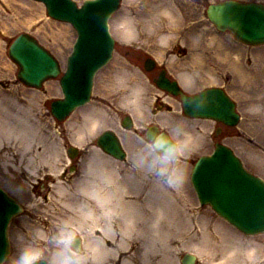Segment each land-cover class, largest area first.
Returning a JSON list of instances; mask_svg holds the SVG:
<instances>
[{"label": "rangeland", "instance_id": "rangeland-1", "mask_svg": "<svg viewBox=\"0 0 264 264\" xmlns=\"http://www.w3.org/2000/svg\"><path fill=\"white\" fill-rule=\"evenodd\" d=\"M75 1L78 5L83 2V0ZM157 1L158 4L167 2L169 5L170 3L176 11V17L173 20L168 23L163 22L165 25H169L172 31L162 30L164 33H161L162 31L153 29L152 33L154 34H152L149 45L142 32V35L133 36L123 34L119 29L122 16L128 12L132 16L140 18L143 11L138 13L139 0H122L120 9L109 21L110 33L115 40L113 57L106 67L96 74L90 103L75 110L66 121L58 123L49 111L50 102L61 97L57 78L47 81L40 90L22 85L16 78L18 68L8 56V47L15 36L27 32L48 49L64 68L76 33L69 24L48 18L43 4L39 2L33 0H0V102H2V98L7 97L10 101L19 104L20 107H28L33 121L38 124L42 134L41 139H43L41 144L36 145L37 149H28L22 152L19 149L20 144L13 139H7L1 133L0 128L2 144L0 145V187L14 196L24 208L22 215L13 219L9 225L10 254L3 264H16L20 252L28 245L41 250L42 256H45L46 260L52 261L56 252L55 245L40 239L38 233L46 232L50 236L57 231L58 226L65 222L71 228L77 229L78 235L81 237L87 234L85 232L86 215H81V212L69 211L62 203V199L67 200L68 197L59 196L54 185L59 183L66 189L71 188L69 189L71 192H77L76 197L82 196L83 192L75 190L76 188L70 182L63 181L60 183L58 179L61 171L69 168L70 159L66 149L69 146L76 147L73 143L74 128L76 124L85 119V114L92 109L103 111L105 125L101 126L94 135H88L89 140L85 146H77L80 154L82 148H86L88 151L89 148L99 151L96 148L95 139L103 130L111 129L118 132L117 129H119L120 133L125 132L132 137L129 145H125L128 152V165L129 162L132 163L142 157L145 161H151L150 163L156 159L155 154L148 151L143 135L149 125L160 127L163 122L168 121L170 126L175 127L181 134L186 129H190L197 143L179 163L183 175L180 188L183 193L188 195L185 196L186 199L187 197L193 199V202L192 200L189 201L187 212H189V216L192 215L193 217L203 215L211 228L221 226L228 232L233 231L236 234L235 230L218 217L209 206L199 205L190 185L189 176L197 158L209 154L213 150L214 143L219 142L231 148L249 172L264 179V131H257L254 128L256 121L264 120V111L250 117L253 111L248 112L249 105L245 107L243 100L246 89L239 87L242 77L249 81L250 74H258L259 71L264 73V45L248 46L241 44L229 33H221L214 28L206 17V9L208 5L224 0ZM238 1L264 4V0ZM168 33L172 35V39L169 43L167 42L164 49L165 54L161 56L162 47H154V44L156 46L159 35ZM195 37H198V40H193ZM197 43H199V47ZM191 52L194 54L192 57ZM147 58L154 59L174 79L178 71L189 69L191 64H196L195 67H197L194 71L197 74V79L192 81L189 91L186 92L188 94L195 93L210 86L223 87L235 101L237 112L240 114L241 119L237 126L229 128L213 121L185 119L178 98L165 95L153 83L158 71L152 70L147 73L144 70V60ZM124 67L130 73V78L128 77L126 81L127 87L130 88L136 84L146 88L142 106L144 114L139 117L132 115L126 109L127 102L125 104L121 102L123 96L128 94L129 88H126L124 93L123 90L125 89L121 90L124 85L118 88L119 85H117L115 78H117V72L120 68ZM258 81L260 87H255V90L261 91V87L264 86V78L260 77ZM253 97L255 98V96ZM155 98L170 106L171 110L164 106L160 112L152 115V109L158 105ZM15 102L12 105L13 111L16 108ZM247 103H254V101ZM4 114L2 106H0V115ZM125 115H129L133 119L135 130L127 131L121 128L120 122ZM181 120L186 121L188 126L182 125ZM0 124H2L1 119ZM218 127L221 129L216 135L215 130ZM131 147L135 148L131 149ZM99 153L101 154V152ZM87 156L88 154L80 159V164L78 163L79 172L76 175L82 172ZM30 157L34 159L33 164L27 161ZM128 168L132 169L130 166ZM152 172V176H155V172ZM46 176L52 180L50 188L53 191H47L46 194L44 190L40 191L41 188L36 192L32 191V182L37 177ZM80 199L84 200L82 197ZM65 217L70 218V220H66ZM200 228L187 225L183 232L178 233L179 237L174 246L175 258L172 264H179L184 252L195 253L198 256L197 264H208V257L201 259L202 253L205 252L204 249L194 246V242L200 241L197 239L202 234ZM242 238V243L245 244H247L245 239L253 244L264 241V235ZM211 242L214 244L213 238ZM196 249L199 250L197 251L198 254ZM82 255L86 258L88 256L85 250ZM153 257L156 258L155 255ZM86 263L88 264L87 259Z\"/></svg>", "mask_w": 264, "mask_h": 264}, {"label": "water", "instance_id": "water-1", "mask_svg": "<svg viewBox=\"0 0 264 264\" xmlns=\"http://www.w3.org/2000/svg\"><path fill=\"white\" fill-rule=\"evenodd\" d=\"M38 1L45 5L49 16L70 22L78 33L66 73L60 80L64 98L51 106L52 114L63 120L89 100L95 72L111 57L113 40L106 23L119 0H86L80 9L71 0ZM206 14L219 31L230 32L238 41L248 45L264 44V5L227 0L210 5ZM9 56L19 67L18 79L29 86L39 88L44 80L59 73L55 59L27 34L14 40ZM145 66L150 70L152 61L147 60ZM156 83L159 88L181 96L188 116L212 118L231 126L239 119L234 103L222 89L210 88L185 96L164 72ZM122 126L129 129L132 121L125 117ZM157 131L156 127H150L146 138ZM97 144L119 159L125 156L119 139L111 131L102 133ZM191 183L201 205L209 204L219 216L244 233L264 232V181L249 174L229 148L217 144L210 156L201 157L193 168ZM21 210L0 188V264L9 255L8 223ZM193 263L194 256H187L186 264Z\"/></svg>", "mask_w": 264, "mask_h": 264}, {"label": "bare ground", "instance_id": "bare-ground-1", "mask_svg": "<svg viewBox=\"0 0 264 264\" xmlns=\"http://www.w3.org/2000/svg\"><path fill=\"white\" fill-rule=\"evenodd\" d=\"M157 2V0H139L140 5L138 13L143 11L140 14V18L132 16L128 12L124 14L119 23V29L121 32L127 36L143 34L149 45V43H151L152 34H154L152 31H172L171 28H169L170 26L165 25L163 22L166 21L168 23L170 20H173L176 17V11L171 7L170 3L168 5L167 2L162 4H158ZM161 33H164V31ZM197 38L198 37H195L193 40H198ZM171 39L172 35L169 33L159 35L157 44L156 46L154 44V47H162V50L160 51L161 56H164L165 46ZM197 46H200L199 43H197ZM190 55L191 57L194 56L192 52ZM195 65L191 64L189 69L180 72L178 71V73L175 74L176 79L185 91H189L192 81L197 79V74L194 71L197 67H195ZM129 75L130 73L125 67L120 68L117 72V78H115L116 83L119 85L118 88L124 85L121 88V90L125 89L123 92L126 91V88H129L126 86V81ZM260 77L264 78V73L259 71L258 74H250L249 81L247 79L244 80L242 77L239 82V87L246 89L245 95H243L244 105L245 107L246 105H249V113H251L250 110L253 111V114H251L250 117L256 113L264 111V86L261 87V91L255 90V87H260V85H258V78ZM145 90L146 88L144 86L135 84L128 89V94H126V96L124 95L121 99V102L124 104L127 102L126 109H128L132 115H137L139 117L144 114L142 106L144 104ZM253 96H255V98ZM1 101L0 106H2V110L5 113L4 115H0L2 121V124H0L1 133L4 134L7 139L17 141V143L20 144L19 149H21L22 152L28 149H37L36 145L41 144L43 141V139H41L42 134L40 133L38 124L33 121L32 115L29 113L30 111H28V107H20L19 104L14 101L16 108H14L13 111L12 105L14 102H12V100L10 101L5 97L4 99L2 98ZM250 101H254V103H247ZM255 104H257V106H255ZM104 117L103 111L100 109H92L85 114V119L76 124L74 128L73 143L79 147L85 146L89 140L88 135H94L101 126L105 125ZM184 118L188 119L186 117ZM260 122L256 121L254 128H256L257 131H264V120H260ZM115 128L117 129V127ZM117 131L122 143L128 146L130 139L132 138L131 135L125 132L120 133L119 129H117ZM186 131L191 132L190 129H186ZM0 145H2L1 139ZM132 148L135 147H131V149ZM134 157L137 158L136 156ZM52 159L54 160V158ZM33 160L34 159L30 157L27 161L30 164H33ZM122 161H124V159L119 161L103 153L100 154L97 150H91L90 154L85 158L84 168L80 173V176L71 181L72 186L76 188L75 190L81 193L83 192L82 196H78L79 198L76 197L77 192H71L68 188L66 189V187L59 183L54 185V189L59 196L65 195L68 197L67 200L62 199V203L65 204L67 209L71 212H81V215L85 214L87 217L90 212L88 204L93 201L95 204L94 207H92L93 211L91 210V214H94L95 210L98 209L97 211L100 210V213L108 217V219H114L116 216L123 218L125 216L122 230L124 236L127 238H131L137 234L138 228L136 226V221L142 216V228L139 232L148 240L142 242V264H149L147 263V260H150L149 254L152 251V248L154 250L157 249L156 251L163 252L164 264H172L173 257L171 258L169 256V252L171 250L174 251V249L169 245L168 239L173 235L174 240L175 238H178L179 236L176 233L180 232L176 231L177 228L179 226L186 227L187 225H191V227H201L200 231H202V234L200 235V238L196 237L200 241L194 242V246H199V249H204L205 252H203L202 257H200L202 260L208 257V264H264V256H262L260 260L258 258L260 247L257 244H253L248 239H245L246 242H248V245L245 251H242L241 249L244 247V245H242L243 238L240 240L233 231L228 232L221 226H218L219 228L212 227V229L203 215L199 217H193L192 215L189 216L190 214L187 212V210H189L187 206L190 204L189 201L192 200L193 202V199H190V197H187L186 199L185 196L188 195L183 193L180 188V184L182 185V183L177 186H170L165 184L156 174L155 176H152V171L154 170L151 168V161L143 160V164L138 166L137 162L140 161V159H136L132 163L129 162V165L126 163L127 167L123 163H120ZM128 166L132 169H129ZM130 183L137 185L147 184L149 187V194L145 198L146 203L140 204L138 202L137 204V201L134 199L125 200L123 187ZM99 188H102L103 190H100ZM81 197L84 200H81ZM145 205H148L149 210L152 211L150 215H147L148 220L145 216L147 210ZM94 208L96 209L94 210ZM113 212L115 213L114 218H112ZM66 220H70V218L67 217ZM44 234L47 233L44 232ZM105 234L110 236V229H107ZM124 236H121V240H126V242L122 244L126 247L125 244H128L129 241ZM149 236L151 237L149 238ZM83 237L87 254L89 251L92 254V251L94 250L95 255L92 254V256L97 260L99 258L106 260L109 259L113 264H116L115 255L121 250H111L102 247L99 239L93 240L94 249L93 246H90L88 243V236L84 235ZM155 237L161 243V250L157 244L154 245ZM212 238L214 239V244L211 242ZM175 243H177V241L174 242V245ZM197 251L199 250L196 249V253ZM121 264L136 263L129 257H125Z\"/></svg>", "mask_w": 264, "mask_h": 264}, {"label": "clouds", "instance_id": "clouds-1", "mask_svg": "<svg viewBox=\"0 0 264 264\" xmlns=\"http://www.w3.org/2000/svg\"><path fill=\"white\" fill-rule=\"evenodd\" d=\"M180 123L188 126L183 120ZM160 128L166 131H157L145 141L148 151L156 157L151 163V168L165 184L177 186L183 181L180 160L189 154L197 140L192 132L178 133L168 121L163 122ZM137 163L138 166L143 164V157ZM77 235L78 230L71 228L67 223L58 226L57 231L50 236L38 233L40 239L55 245L56 252L51 264H86L87 258L71 247ZM41 256V250L28 245L20 252L16 264H37Z\"/></svg>", "mask_w": 264, "mask_h": 264}, {"label": "flooded vegetation", "instance_id": "flooded-vegetation-1", "mask_svg": "<svg viewBox=\"0 0 264 264\" xmlns=\"http://www.w3.org/2000/svg\"><path fill=\"white\" fill-rule=\"evenodd\" d=\"M159 105V104H158ZM157 105V106H158ZM78 161H74L71 166L74 168V174H76L78 172ZM67 172H63V175L60 176V179L62 180H66L67 182L73 180L74 178L72 177L71 174L67 175ZM48 181H52L49 177H43V178H37L34 182H32L33 186H32V191L36 192L38 189H40V191L44 190L45 194L47 191H52V188H50V182ZM101 187V186H99ZM148 188V187H146ZM100 190H103L102 188H99ZM123 189L127 192L125 194V196L127 197H131V198H136L139 199V203L142 204L143 201V197L145 196V191H144V187L142 184L137 185V184H127L126 186L123 187ZM46 196V195H45ZM44 199L46 200V197H44ZM93 201H91V203L88 204V207H90L89 209V215L86 217V229L85 232H87V236H88V243L90 244V246H93L94 248V244H93V240L94 239H99V242L101 244L102 247H106L108 249L111 250H121L119 253H116L115 255V261L116 264H121V262H123V259H125V257H129L130 259H132L136 264H142L143 261V252H142V242L148 241L147 238H145L144 236L141 235V233L139 232V230H141L142 228V216H140L139 220L136 221V226L138 228V232L137 234H135L133 237L131 238H127L124 236L123 234V230L122 227L124 225L123 220H125V216L123 218H121L120 216H118V218H114V219H108V217H106L105 215H102L100 213V210L97 211L98 209L94 208L95 213L91 214V210L93 211L92 207H94ZM138 204V203H137ZM147 210L145 213V216L148 220V216L152 213L151 210H149L148 205H146ZM107 229H110V236H107L105 234V231ZM122 233V234H121ZM121 236H124L125 238L128 239L129 243L125 244L126 247H124L122 244L124 242H126V240H121ZM123 237V238H124ZM151 236H149L150 238ZM247 237V236H245ZM249 237V236H248ZM92 239V240H90ZM174 235L168 239L169 245L171 247H173L174 249ZM161 244L158 239L155 237V241H154V245L157 244L158 245ZM73 245V244H72ZM242 245H244V247L241 249L242 251H245L247 244L242 243ZM257 245L260 247V251H259V255L258 258L260 260V258L262 256H264V241L263 243H257ZM95 249V248H94ZM157 249H155L153 251L150 252L149 256H151L150 260H147V263L149 264H164L163 260H164V254L163 252H159L156 251ZM172 251V252H171ZM169 253V256L172 258H174V251L171 250ZM173 253V254H172ZM92 254H94V250L92 251ZM92 254L89 253L87 254V261L88 264H113L109 259H103V258H99L98 260L92 256ZM95 255V254H94ZM155 255L156 258H154L153 256ZM182 258V257H181ZM264 259V258H263ZM173 261V260H172Z\"/></svg>", "mask_w": 264, "mask_h": 264}]
</instances>
